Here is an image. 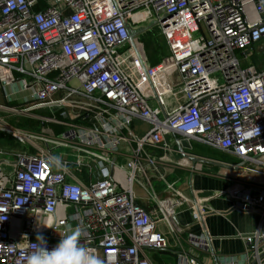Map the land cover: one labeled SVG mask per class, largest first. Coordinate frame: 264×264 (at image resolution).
<instances>
[{"label": "built area", "instance_id": "1", "mask_svg": "<svg viewBox=\"0 0 264 264\" xmlns=\"http://www.w3.org/2000/svg\"><path fill=\"white\" fill-rule=\"evenodd\" d=\"M141 23L157 24L169 60L136 52ZM169 135L237 160L213 197L258 217L234 236L241 253L188 234L176 264H264V0H0V264H27L38 234L51 250L69 226L104 264H158L161 226L182 248L179 208L198 224L210 211L167 181L165 166L192 168Z\"/></svg>", "mask_w": 264, "mask_h": 264}, {"label": "crops", "instance_id": "2", "mask_svg": "<svg viewBox=\"0 0 264 264\" xmlns=\"http://www.w3.org/2000/svg\"><path fill=\"white\" fill-rule=\"evenodd\" d=\"M149 26H150L149 24L141 23L138 24L137 29L139 30L141 28H146ZM146 58H147L146 59L147 64L149 66H154V64H152L149 61L147 53H146ZM169 59L170 58L168 53V55L163 57L158 62L160 63L162 61H166ZM15 122L16 123L22 122L25 124L22 125L21 127L26 126L27 128H31L30 123L36 126V123L31 120L14 119L13 123L15 124ZM136 124L138 125L137 127L139 129L147 130V127H145L143 124H140V122H137ZM176 139L180 141L181 145L183 146L185 152L188 155L203 160H207L208 162H213V163L209 164V163L198 162L194 167L192 166V168H187V167L167 168L165 166L164 167L165 173L167 174L168 178L169 177L171 178L172 176L178 177L174 182L182 181L181 184L182 190L186 193L188 197L192 199H194L195 197H200L204 200H207V205H208L207 210L210 212H208L207 213L208 215H205L203 218L207 232L209 233L212 239L214 250L219 251L225 255H235L241 253L243 251V244L241 241L235 239L234 236H236L238 233L248 234L250 232H253L258 225V221L254 226L253 225L245 226L244 224V227L240 228L239 231L238 227H236L237 225L233 224V220L235 221V219H232L234 215L235 217H238V215L233 214V212H238V211L232 209L231 206L232 204L229 201V199L226 198V196L224 195L218 198L213 197L216 193H223L230 188L231 186L230 176H233L232 173L233 170L224 169L215 165L214 163L216 164H224V163L218 160L217 158H215L213 154L212 156L200 157L190 153L191 150L197 148L199 145L203 147H207V146L198 144L196 142L183 141L178 136L169 135L168 140H170L174 144V149L177 152V153H173L174 159L183 158L177 149ZM154 153L158 155H163V152L161 151H154ZM140 190L141 192L143 191L141 188ZM162 190L163 188L162 186H160L157 192L161 198L165 199L172 197L170 193ZM140 195H142V193ZM141 204H144V207H146L148 211L156 208V206L151 202H144ZM178 213H179L178 221L180 224V227H178V229H179V234L181 236L182 244L184 245L182 247L183 249L179 248L178 241L174 238L173 235L168 233L167 228L165 226H161L160 230L166 234L169 240L170 248L165 252L158 253L152 251L149 253L150 257L158 264L166 263V260L163 258L164 256L165 258H167L168 264H176L177 256L181 254L184 250L187 251L189 249L188 242L184 239L183 236L185 235L186 239L188 234H194L200 237L205 232L203 225L196 223L194 218V212L192 210H189L187 205L186 206L184 205L181 208H179ZM246 215H253V214H246Z\"/></svg>", "mask_w": 264, "mask_h": 264}, {"label": "clouds", "instance_id": "3", "mask_svg": "<svg viewBox=\"0 0 264 264\" xmlns=\"http://www.w3.org/2000/svg\"><path fill=\"white\" fill-rule=\"evenodd\" d=\"M45 226L38 222V226ZM82 230L79 227L73 229L69 226L67 233L51 250L43 235L36 237V250L29 256L27 264H104V261L79 245Z\"/></svg>", "mask_w": 264, "mask_h": 264}, {"label": "rangeland", "instance_id": "4", "mask_svg": "<svg viewBox=\"0 0 264 264\" xmlns=\"http://www.w3.org/2000/svg\"><path fill=\"white\" fill-rule=\"evenodd\" d=\"M135 43H136V47L138 48L141 56L144 57V59H147L146 58V53H147L149 61L154 65L158 64L159 63L158 61L161 60L166 55H168V53H169V51L166 47L167 45H166L165 39L162 36L161 30L159 29L158 26H155L152 29H150V30L146 31L145 33L136 37ZM161 45H162V50L160 49ZM256 59L258 61L260 60V56L258 54L256 55ZM41 128H42V126H41ZM13 145H14L13 147H15V149H17V151L20 150V147L15 145L14 142H13ZM0 148L3 149V146H1V144H0ZM7 171H8V169H6L5 173H7ZM9 172L11 173V170ZM172 178H175V179H172ZM177 178L178 177H176V176H172L171 178L170 177L167 178V181L169 183H174V181ZM176 182H178V187L180 189H182V185H181L182 181H176ZM136 191H137V193H139V195L142 193L140 189H137ZM216 194H218V193H216ZM233 214L238 215V217H235V215H234L232 217V219H235V221L233 220V224L237 225L236 227H238L239 231H240V228L244 227V224H245V226H250V225L254 226L256 224V222L258 221V217L255 215H246V214H242L239 212H233ZM183 237L187 241V239L185 238V235ZM163 258L166 260V264H168L167 258H165V256Z\"/></svg>", "mask_w": 264, "mask_h": 264}, {"label": "water", "instance_id": "5", "mask_svg": "<svg viewBox=\"0 0 264 264\" xmlns=\"http://www.w3.org/2000/svg\"><path fill=\"white\" fill-rule=\"evenodd\" d=\"M157 24L156 23H152L150 24L149 27H146V28H141L139 30H133L131 28H129V37H130V42L132 44V46L134 47V49L136 50V52L140 55V52L138 50V48L136 47V37H138L139 35L145 33L146 31L152 29L153 27H155ZM250 51H247L246 54H249ZM176 145H177V149L178 151L180 152L181 156L183 158H186L188 159L191 163H192V166L194 167L198 162H202V163H209V164H212L213 162H208L207 160H203V159H200V158H197V157H194V156H191V155H188L183 146L181 145L180 141L178 139H176ZM215 165L221 167V168H224V169H231L230 166H227L226 164H216L214 163ZM212 214V213H211ZM208 215V214H206ZM200 220H201V224L203 225V228L205 230V233H206V237L208 239V241L210 242V245L212 247V251H214V248H213V244H212V239L209 235V233L207 232V229L205 227V223H204V218L202 215H200Z\"/></svg>", "mask_w": 264, "mask_h": 264}, {"label": "trees", "instance_id": "6", "mask_svg": "<svg viewBox=\"0 0 264 264\" xmlns=\"http://www.w3.org/2000/svg\"><path fill=\"white\" fill-rule=\"evenodd\" d=\"M160 49L162 50V45L160 47ZM159 51V50H158ZM157 51V52H158ZM15 124L18 126H22V125H25L24 123L22 122H18ZM30 126L31 128L34 127L35 125L30 123ZM190 153L196 155V156H200V157H203V156H213L215 158H217L218 160H220L221 162H223L224 164H237V160H235L233 157H231L230 155L226 154V153H223V152H219V151H214L212 149H209L207 147H203V146H198L197 148L193 149L190 151ZM144 206V204H142ZM146 208V207H145Z\"/></svg>", "mask_w": 264, "mask_h": 264}, {"label": "flooded vegetation", "instance_id": "7", "mask_svg": "<svg viewBox=\"0 0 264 264\" xmlns=\"http://www.w3.org/2000/svg\"><path fill=\"white\" fill-rule=\"evenodd\" d=\"M255 50L256 51H262L263 50V46L261 45V46L257 47Z\"/></svg>", "mask_w": 264, "mask_h": 264}]
</instances>
